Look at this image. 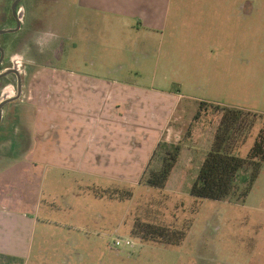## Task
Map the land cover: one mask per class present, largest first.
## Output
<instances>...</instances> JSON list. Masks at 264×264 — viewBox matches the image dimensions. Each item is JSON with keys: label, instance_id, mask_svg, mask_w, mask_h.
I'll use <instances>...</instances> for the list:
<instances>
[{"label": "rangeland", "instance_id": "1", "mask_svg": "<svg viewBox=\"0 0 264 264\" xmlns=\"http://www.w3.org/2000/svg\"><path fill=\"white\" fill-rule=\"evenodd\" d=\"M14 1L0 0V29L15 27ZM106 1L97 0L91 13L81 0H21L16 5L21 30L0 37L5 50L0 71L16 64L22 83L21 96L4 106L12 121L0 124V207L16 220L0 215V246L6 243L1 253L20 264H264V164L243 201L236 200L237 192L250 168L238 173L237 192L229 199L189 195L212 133L194 118L200 102L261 115L238 149L240 157L264 127V0ZM45 44L55 46L49 52ZM79 76L114 83V101L103 94L99 103L114 102L113 120L82 121L74 111L48 107L47 100L60 93L51 82L63 86ZM82 89L79 102L92 105L97 97L93 104L98 105L94 90ZM2 92L16 93L14 75L0 78V99ZM135 96L134 120L141 119L142 107L151 117L159 100L175 103L162 141L182 142L185 148L178 186L158 191L135 178L142 158L132 147L125 154L129 165L120 160L128 147L115 145V152L99 154L106 151L102 141L111 140V126L137 131L133 120L121 117L129 112L127 99ZM46 102V112L56 111L50 116L56 127L47 129L46 139L64 128L74 131L67 135L77 144L74 152L65 136L62 153L43 141ZM18 115H24L21 123ZM79 129L92 137L75 136ZM98 130L95 145L89 140ZM97 155L108 160L99 163ZM113 189L133 196L111 198ZM101 190L104 195L97 194ZM135 218L185 229L186 236L176 245L142 241L131 234ZM117 236L133 245L109 249Z\"/></svg>", "mask_w": 264, "mask_h": 264}, {"label": "trees", "instance_id": "2", "mask_svg": "<svg viewBox=\"0 0 264 264\" xmlns=\"http://www.w3.org/2000/svg\"><path fill=\"white\" fill-rule=\"evenodd\" d=\"M261 115L236 107L208 102H200L194 116L201 119L203 127L211 130L209 147L198 168L196 177L189 188V195L196 199L226 200L235 195L236 179L240 171L250 168V173L243 187L237 192V201H243L248 194L259 168L264 164V127L255 134L252 146L245 157H240L238 149L252 135L256 121ZM184 146L182 142L160 141L156 146L148 166L142 174V182L148 188L163 191L178 186L176 182L181 166ZM156 164L157 166H153ZM185 174V173H184ZM181 177V176H180ZM178 179V178H177ZM104 190L98 195H104ZM106 192V191H105ZM109 197L128 200L132 191H113ZM131 234L142 241H154L161 244H180L186 236V230L175 227L152 224L134 219ZM20 260L14 256L0 253V264H13Z\"/></svg>", "mask_w": 264, "mask_h": 264}, {"label": "crops", "instance_id": "3", "mask_svg": "<svg viewBox=\"0 0 264 264\" xmlns=\"http://www.w3.org/2000/svg\"><path fill=\"white\" fill-rule=\"evenodd\" d=\"M81 2H84V4H82V5L87 8L86 12H91V13L93 12L92 10H94L95 8H97L98 5H100V3H97V0H81ZM106 3L110 4L111 2H110V0H107ZM119 4H120V2L117 1L115 3V6L112 7V9L114 10L116 7L119 6ZM85 16H88V15H85ZM146 18H148V17H146ZM8 28H11V27H8ZM18 30H21V26ZM18 30H16V31H18ZM54 46H55L54 44H45L44 51L51 52L52 49H49V48H52ZM89 47L91 48V45H89ZM87 53H88V51H87ZM51 83H52V86L55 85V87H57L55 89L59 90L60 93H58V96L49 98L47 100L48 105H49L48 107L54 106V108L60 107V109H62V107H64L65 111L68 113L71 111H74V114H76V116H75L76 119H79L82 121L93 120L95 122H98V120L111 121L114 119V114H113L114 102H113V104L110 105V107H103L102 105L99 104V103L104 101V100H101V95H103V94H105L107 101H109L111 99H112L111 101H114L113 100V96H114L113 90L115 88L114 83L108 82V81H103V80H89L85 76L75 77V79L73 78V83L71 80H64L63 86H60V83H55V84L53 82H51ZM70 87H72L73 90H70L69 89ZM82 88H85V89H82ZM86 88L94 90V93L97 96H99L100 100L98 102V105L93 104V102L95 103V101L97 100V97L94 98L95 101L91 102L92 105H88L84 102H83L84 104L79 102V93H80L81 89L86 90ZM100 89H103V90L100 93L97 92ZM62 91H64V94L62 93ZM102 99H104V97ZM140 99L142 100L141 97H140ZM127 100H128L127 106H129V112L125 113V115H123L121 117H123L124 120H126L128 118L130 121L133 120L134 123L137 124L136 125L137 131L132 132L129 130H119V129L116 130L113 126H111V128L107 129L108 135L111 136V140H110V142H107V140L102 141V144L104 146H106V151H101L99 154H101V153L107 154V153L115 152L116 151L115 145L116 146L122 145V146L128 147L125 151H123L124 156H121L120 160L124 159L125 161H122V162L127 163L129 165L130 159H128L127 158L128 156H125V154H126V152L129 153V150L132 147L131 152H132V150H133V152L136 151L137 153H139L140 157L142 158L139 161V162H141L139 167L141 168L142 172L139 173V175H137L135 177V178L140 179L144 170L148 166V163L152 157V154H153L156 146L158 145V143L160 141H162L163 133H165V131L167 130V127H168V118L170 117L171 109L175 103H173V101H170L168 99H162L163 101L159 100V104L155 105L154 107L160 113L157 114V112L155 110V113L154 114L152 113L153 115H151V117L147 116V112L145 111L144 107H142V109H140L141 119L134 120L133 116H134V114L135 115H137V114L135 113V110L132 109L131 106H134L136 101L139 100V97L138 96H135V98L130 97ZM164 100H167V101L165 102ZM47 102L44 103V106H45V104H47ZM139 102H141V101H138V103ZM142 102H143V100H142ZM141 105L144 106V103H141ZM45 107H46V108H44L45 116L47 115L46 117H48L49 123L47 125L42 126V129L45 131L43 141L45 143L51 144L52 147H58L59 148L58 152L62 153V149H61L62 148V146H61L62 137L65 136L66 139H68L67 135H69V136L72 135V133L74 131L69 132L67 130V128L66 129L64 128V130H62V132L60 134H58V132L52 134L55 136V137L51 136V139L53 141L50 139H46L47 135L49 133L48 130H50V129L54 130V127H56L54 120L50 119V116H52L51 114L53 112H56V111L52 112V110H49L48 112H46L47 106H45ZM68 113H65V114H68ZM107 114H109V115H107ZM24 115H18L17 121L21 123L24 120V118H23ZM101 115H102V117H101ZM127 116H128V118H127ZM6 118H7V121H12V120L8 119L7 114L4 113V115L0 121V124L3 123V121L6 120ZM146 121H147V123H146ZM149 122H151L152 124H149ZM103 130H105V129H103ZM101 132H102V130H98L96 132L95 136L93 137L94 139L90 138L89 141H92V143L94 142L95 145L96 144L99 145L98 144V138H101ZM75 133H77L75 136H78V137H83L84 135H87L85 137L86 140H88V136L92 137V134L89 132V130L79 129V131L76 130ZM119 136L123 138L122 143L118 139ZM152 136H154L153 139L152 140L149 139V138H152ZM71 138H72V136L69 139H71ZM69 139L66 140V142H68L67 145L69 146V150H71V152L72 151L74 152L76 150L75 148H76L77 144H75L73 141H70ZM81 140L82 139H80L79 142ZM143 144L145 146H147L146 150L139 149L142 147ZM105 156L106 155H104V156L97 155L96 158L98 159L99 163H103V161L108 160V158H106ZM100 157H103L104 159L100 161ZM129 157H131V156L129 155ZM91 159H93V158L90 157L89 162L92 161ZM137 160H138V157H135L134 161L136 162ZM137 182H139V181H137ZM0 215L3 217V219L5 218L4 220H7L9 218L12 220V222H16V220L13 219L12 217H10V214L6 213L5 209H3L1 207H0ZM14 226H15V223H14ZM0 228H1L0 231L3 232L4 226L1 225ZM5 244L0 246V250L5 247ZM1 252H3V251H0V253ZM1 254H3V253H1Z\"/></svg>", "mask_w": 264, "mask_h": 264}, {"label": "water", "instance_id": "4", "mask_svg": "<svg viewBox=\"0 0 264 264\" xmlns=\"http://www.w3.org/2000/svg\"><path fill=\"white\" fill-rule=\"evenodd\" d=\"M21 0H15L14 1V4L12 6V12H13V16L15 17L16 19V22H17V25L15 28H3V29H0V34H4V33H10V32H14L16 30H18L20 28V19L18 18V15L16 14V5L20 2ZM0 51H1V56H0V62L4 56V50L2 47H0ZM12 70L11 69H7V70H4L3 72L0 73V77L8 74L9 72H11ZM20 88H21V79H20V76L18 77V91H17V94L14 96V97H11V98H8V99H3L2 102L0 103V121H1V118H2V106L7 103L8 101H12V100H16L19 98L20 96Z\"/></svg>", "mask_w": 264, "mask_h": 264}, {"label": "flooded vegetation", "instance_id": "5", "mask_svg": "<svg viewBox=\"0 0 264 264\" xmlns=\"http://www.w3.org/2000/svg\"><path fill=\"white\" fill-rule=\"evenodd\" d=\"M16 9V8H15ZM16 14L18 15V18L20 19V14H19V12H17V10H16ZM13 16V15H12ZM13 20L15 21V27H16V25H17V22H16V19H15V17L13 16ZM20 26H21V20H20ZM15 27H13V28H15ZM12 28V27H11ZM3 29V28H2ZM14 32H16V31H14ZM10 33H13V32H10ZM5 34V33H4ZM2 36V34H0V37ZM0 47H2L3 48V50H4V47L2 46V45H0ZM0 56H1V51H0ZM4 56H5V50H4ZM4 56H3V58H2V60H1V62H0V66L2 65V63H3V59H4ZM7 69H11L12 71L11 72H9L8 74H12V75H14L15 76V81H16V93L14 94V95H11V96H6L5 94H3L4 92H2V98L0 99V103L2 102V100L3 99H8V98H11V97H14L16 94H17V91H18V77L20 76V70H19V68L17 67V65L15 64L12 68H7ZM7 69H4V70H7ZM4 70H2V71H0V73L1 72H3ZM8 74H6V75H8ZM6 75H4V76H6ZM4 76H2V77H4ZM2 77H0V78H2ZM21 79V78H20ZM20 96H21V93H22V83H21V88H20ZM19 96V97H20ZM13 102H15V100H12V101H8L7 103H5L3 106H2V108H1V110H2V117H3V115H4V106L6 105V104H8V103H13ZM2 119V118H1Z\"/></svg>", "mask_w": 264, "mask_h": 264}, {"label": "built area", "instance_id": "6", "mask_svg": "<svg viewBox=\"0 0 264 264\" xmlns=\"http://www.w3.org/2000/svg\"><path fill=\"white\" fill-rule=\"evenodd\" d=\"M133 241L128 237H114L112 242L109 243L108 248L113 250H120V248L131 247Z\"/></svg>", "mask_w": 264, "mask_h": 264}]
</instances>
